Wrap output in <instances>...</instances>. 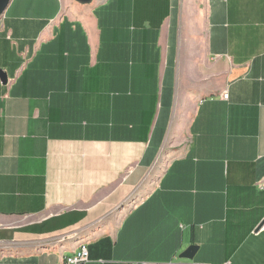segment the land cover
<instances>
[{
    "label": "crops",
    "instance_id": "obj_1",
    "mask_svg": "<svg viewBox=\"0 0 264 264\" xmlns=\"http://www.w3.org/2000/svg\"><path fill=\"white\" fill-rule=\"evenodd\" d=\"M0 73V264H264V0H13Z\"/></svg>",
    "mask_w": 264,
    "mask_h": 264
},
{
    "label": "water",
    "instance_id": "obj_2",
    "mask_svg": "<svg viewBox=\"0 0 264 264\" xmlns=\"http://www.w3.org/2000/svg\"><path fill=\"white\" fill-rule=\"evenodd\" d=\"M78 4L80 5H90L94 0H75ZM13 0H0V22L2 21L6 11L12 4ZM0 80L3 85H7L8 80H7V75L4 73H0ZM264 223H262L257 231H259ZM197 246L193 245L190 246L182 255H180V259H186V260H193L196 252L198 251Z\"/></svg>",
    "mask_w": 264,
    "mask_h": 264
},
{
    "label": "built area",
    "instance_id": "obj_3",
    "mask_svg": "<svg viewBox=\"0 0 264 264\" xmlns=\"http://www.w3.org/2000/svg\"><path fill=\"white\" fill-rule=\"evenodd\" d=\"M89 262V252L87 247L81 246L78 252L65 258L64 264H87Z\"/></svg>",
    "mask_w": 264,
    "mask_h": 264
},
{
    "label": "rangeland",
    "instance_id": "obj_4",
    "mask_svg": "<svg viewBox=\"0 0 264 264\" xmlns=\"http://www.w3.org/2000/svg\"><path fill=\"white\" fill-rule=\"evenodd\" d=\"M178 152H180V149H179V150H176V151L173 152V153H170V154L167 155L166 157L164 156L163 158H164L165 160H162V161H161L162 167L165 165V163L168 162V160H170L171 158H173V156L177 155ZM56 239H57V238H56ZM56 239H52L51 241H55Z\"/></svg>",
    "mask_w": 264,
    "mask_h": 264
}]
</instances>
